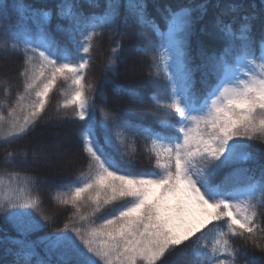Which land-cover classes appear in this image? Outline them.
I'll list each match as a JSON object with an SVG mask.
<instances>
[{
    "label": "snow or ice",
    "instance_id": "6c2138e0",
    "mask_svg": "<svg viewBox=\"0 0 264 264\" xmlns=\"http://www.w3.org/2000/svg\"><path fill=\"white\" fill-rule=\"evenodd\" d=\"M0 153L6 264H264V4L0 0Z\"/></svg>",
    "mask_w": 264,
    "mask_h": 264
},
{
    "label": "trees",
    "instance_id": "16d2710c",
    "mask_svg": "<svg viewBox=\"0 0 264 264\" xmlns=\"http://www.w3.org/2000/svg\"><path fill=\"white\" fill-rule=\"evenodd\" d=\"M25 2L32 5L33 7H43L46 4L48 5L52 4L54 0H25ZM240 2H243L246 5L254 6L257 10H259L261 4H264V0H240ZM0 155H2V153H0ZM0 229H5L8 231L9 234H11V230L8 228L7 225L3 223H0ZM46 231H50V229ZM3 234H4L3 232H0V235ZM6 260L10 261L11 257H7L5 259L3 258L2 253H0V264H6Z\"/></svg>",
    "mask_w": 264,
    "mask_h": 264
}]
</instances>
